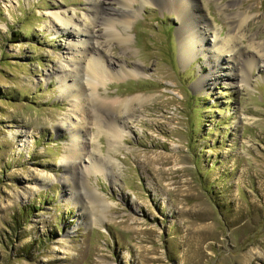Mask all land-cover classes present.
<instances>
[{
	"label": "rangeland",
	"instance_id": "374dc122",
	"mask_svg": "<svg viewBox=\"0 0 264 264\" xmlns=\"http://www.w3.org/2000/svg\"><path fill=\"white\" fill-rule=\"evenodd\" d=\"M163 1L130 2L118 41L91 0H0V264H264V0H192L189 57ZM53 13L94 32L120 70L95 93L129 110L84 94L88 113L72 112L57 71L91 44ZM224 40L235 50L217 52Z\"/></svg>",
	"mask_w": 264,
	"mask_h": 264
},
{
	"label": "bare ground",
	"instance_id": "6f19581e",
	"mask_svg": "<svg viewBox=\"0 0 264 264\" xmlns=\"http://www.w3.org/2000/svg\"><path fill=\"white\" fill-rule=\"evenodd\" d=\"M103 1H97V0H91L90 5V12L89 19L92 21H99L100 24H102L105 27V30L107 32V36H110L111 38H117L118 41H124L126 40V35H124L125 26L131 21V18L133 15V7L130 5V2L133 0H120L122 4V9L118 12H111L109 10L103 9ZM192 0H164L163 3L171 8L174 9V11L177 13L180 23L179 26L182 28L183 31L180 32V44H179V50L181 53V56L183 57H189L192 48L194 47V42L197 40V35L201 36V31L196 28L197 25H195L193 19L188 20V7ZM203 17V16H202ZM52 22H55L56 24H59V26L63 25L65 28L70 27L72 30H67L66 33L70 36H76V34H79L80 31L83 34V42L86 44L89 43V45L83 46V54L81 56L73 55L71 56V62L69 66H71V70L67 71L66 68L61 64L59 66V69L57 71V76L59 83L61 84V91L63 94L68 98V100L71 102V110L73 113L80 112L82 115L87 114V109L85 106L79 108V100H86L87 98L89 100L98 101V105L105 109L109 108H116L123 110H129L128 106H130V99H118V98H112V99H106V98H98L97 94L95 93L96 88L105 81L107 78V74L112 73L113 75H118L119 71H114L113 67L109 61L108 56H106L104 53H102L101 49L98 48L101 44L100 41L97 40L95 34L93 31L88 30L85 31L82 29L81 24L79 25L78 20L71 19V18H63L60 17L58 14L53 13L52 14ZM206 22V21H205ZM208 25V24H207ZM72 26V27H71ZM66 30V29H65ZM219 31H213V33L218 34ZM123 33V34H122ZM234 40L235 36H232V34H229ZM229 36V37H230ZM202 37V36H201ZM230 37V38H231ZM202 39V38H201ZM110 38H108L107 41H109ZM230 39H227V41ZM222 42V41H221ZM225 43L221 45L217 44V42L213 41V43L217 44V52L222 51L226 48V50H235L234 46H226L228 42L225 40L223 41ZM81 43V42H80ZM213 44V45H214ZM215 44V45H216ZM237 49L233 53V59L237 60L238 51ZM212 54V53H211ZM219 54V53H218ZM235 55V57H234ZM214 56V55H213ZM217 58V57H216ZM215 61V60H214ZM238 63V62H237ZM120 66V65H119ZM125 72L124 66L121 69ZM127 71V70H126ZM86 95L87 98L83 99L82 95ZM94 110V109H93ZM97 110V109H96ZM99 114V113H98ZM95 112L96 121L94 122L97 127H103L106 131L107 135H109L114 140H117L121 138L124 135V129L121 124L116 123L115 119L112 116L108 117H100ZM97 115V116H96ZM66 121L68 120L65 118ZM72 125V124H71ZM102 130V129H101ZM103 130V131H104ZM104 131V132H105ZM73 136L72 145H70V151H68L70 158L76 159L80 154V148H77V139L79 138L78 133L80 132L77 125H74L72 129L70 130ZM117 142V141H114ZM91 157V163H90V170L91 172H99L103 170V163L100 162V160H96L95 157ZM106 204V203H105Z\"/></svg>",
	"mask_w": 264,
	"mask_h": 264
}]
</instances>
